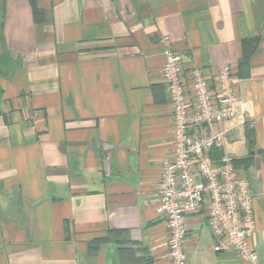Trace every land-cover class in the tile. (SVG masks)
I'll list each match as a JSON object with an SVG mask.
<instances>
[{
  "label": "crops",
  "instance_id": "crops-1",
  "mask_svg": "<svg viewBox=\"0 0 264 264\" xmlns=\"http://www.w3.org/2000/svg\"><path fill=\"white\" fill-rule=\"evenodd\" d=\"M211 87L227 63L244 122L210 151L234 157L252 193L249 238L264 264V0H0V264H166L155 211L173 118L161 36ZM188 264L214 251L205 212L186 217Z\"/></svg>",
  "mask_w": 264,
  "mask_h": 264
},
{
  "label": "built area",
  "instance_id": "built-area-1",
  "mask_svg": "<svg viewBox=\"0 0 264 264\" xmlns=\"http://www.w3.org/2000/svg\"><path fill=\"white\" fill-rule=\"evenodd\" d=\"M161 42V74L173 118V155L162 162L155 206L168 231L166 264H188L186 217L202 210L214 238V251L233 250L243 264H260L249 243L255 230L249 182L237 171L232 155L224 153L219 162L210 156L211 149L221 144L224 131L198 132L223 120L244 122L250 104L238 94L227 63L217 66L213 87L201 68L191 69L192 98H188L181 55L168 35H162Z\"/></svg>",
  "mask_w": 264,
  "mask_h": 264
},
{
  "label": "trees",
  "instance_id": "trees-1",
  "mask_svg": "<svg viewBox=\"0 0 264 264\" xmlns=\"http://www.w3.org/2000/svg\"><path fill=\"white\" fill-rule=\"evenodd\" d=\"M235 164V163H234Z\"/></svg>",
  "mask_w": 264,
  "mask_h": 264
}]
</instances>
